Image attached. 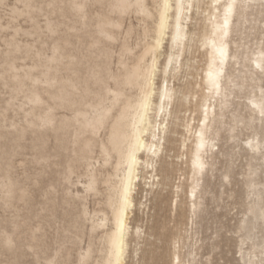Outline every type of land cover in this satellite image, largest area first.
I'll return each instance as SVG.
<instances>
[{
	"label": "rangeland",
	"instance_id": "obj_1",
	"mask_svg": "<svg viewBox=\"0 0 264 264\" xmlns=\"http://www.w3.org/2000/svg\"><path fill=\"white\" fill-rule=\"evenodd\" d=\"M115 2L0 0V264H106L101 220L110 216L127 147L110 138L125 132L121 118L137 98L129 70L151 36L149 21L145 36L142 19L118 14ZM241 6L232 34L241 57L231 70L218 144L208 154L213 174L191 214L184 192L202 181L189 168V142L180 148L184 120L198 119L189 103L177 114L165 159L173 170L167 189L156 201L147 193L150 180L141 183L133 220L142 239L129 264H142L143 251L147 264L148 240L156 249L153 264H171L174 247L186 264H264L263 220L243 228L255 191L264 189V117L251 110V101L264 96V70L252 71L244 59L264 55V3L241 0ZM212 12L210 0L200 5L195 34L206 30ZM181 60L170 82L184 92L202 76L198 41ZM100 112L105 118L92 126ZM174 186L180 187L176 208Z\"/></svg>",
	"mask_w": 264,
	"mask_h": 264
},
{
	"label": "bare ground",
	"instance_id": "obj_2",
	"mask_svg": "<svg viewBox=\"0 0 264 264\" xmlns=\"http://www.w3.org/2000/svg\"><path fill=\"white\" fill-rule=\"evenodd\" d=\"M115 1V12L120 15L132 12L142 19L145 36L149 32L148 21L151 25L150 40L145 42L139 53L133 56L129 70L127 82L137 91V98L132 106L128 105L129 110L121 118L125 132L119 135L113 134L110 138L111 143L120 139L125 140L127 147L123 151V167L117 175L114 187L110 216L107 220L105 217L101 220V225L107 224L106 264H129L130 260L136 258L139 240L142 239V229L136 225L138 221L133 220L135 209L142 204L137 200L141 183L145 184L147 178L150 180L147 185L150 190L146 192L156 201L159 200L161 192L167 189L173 170L165 159L168 157L167 153L171 151L170 144L175 141L173 135L177 134V114L189 103L194 104L193 111L198 113V119L196 122L194 118L184 120V124L181 125L184 132L182 136L186 139L182 138L180 148L185 149L186 142H189L188 165L193 176L200 177L202 183H191L184 195L189 202L191 214L196 212L199 206L206 179L213 174V163L208 154H211L218 144V126L223 122L221 118L224 107L230 101L227 89L232 68L237 61H240L238 56L241 57V54L238 55L234 50L232 34L234 23L238 19L237 11L243 8H241V0H210L213 12L207 13L209 16L207 28L195 34L192 21L198 8L206 0ZM150 2L153 9L148 7ZM261 2L264 3V0ZM117 24L114 21L109 25L116 27ZM195 40L198 41L204 56L202 76L199 82L190 85L188 90L182 92L171 85L170 79L179 73L182 56L191 48ZM244 59L248 61V67L252 71L264 70L262 53L256 54L255 58ZM251 76H253L252 72ZM251 104V110L258 117L263 118L264 96L253 99ZM105 116L104 112L94 116L90 121L92 126L101 124ZM259 145L251 143V149L257 151L261 148ZM164 151L166 155L163 157ZM229 176L228 173L225 174L224 179L227 180ZM91 186L92 181H89L87 187ZM179 188V186L173 188L174 208L180 202ZM255 194L257 202L249 210L250 219L243 222L245 230L250 229L253 221L264 222V214L260 210L261 204L264 203V189L255 191ZM159 236L161 237V234ZM146 244H150L147 264H153L157 256L156 249L149 240ZM176 244L177 241L174 242V246ZM172 251L171 264H186L175 247ZM145 253L143 251L139 257L142 264L146 262Z\"/></svg>",
	"mask_w": 264,
	"mask_h": 264
},
{
	"label": "snow or ice",
	"instance_id": "obj_3",
	"mask_svg": "<svg viewBox=\"0 0 264 264\" xmlns=\"http://www.w3.org/2000/svg\"><path fill=\"white\" fill-rule=\"evenodd\" d=\"M167 7V5H165V8ZM262 115H264V111H262Z\"/></svg>",
	"mask_w": 264,
	"mask_h": 264
}]
</instances>
